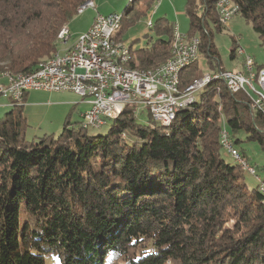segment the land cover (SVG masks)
<instances>
[{"label":"trees","instance_id":"obj_1","mask_svg":"<svg viewBox=\"0 0 264 264\" xmlns=\"http://www.w3.org/2000/svg\"><path fill=\"white\" fill-rule=\"evenodd\" d=\"M86 1L0 0V71L32 72L53 57ZM186 1L188 34L224 69L212 40L226 28L218 0ZM232 2L264 46V0ZM158 21L151 47H130L132 68L171 56L175 24ZM197 62L182 87L204 75ZM249 100L213 78L171 124L150 113L141 123L128 103L106 133L66 121L58 136L31 140L24 103L13 107L0 117V264H264V179L249 188L242 164L222 154L223 113L234 143L244 132L264 149V115Z\"/></svg>","mask_w":264,"mask_h":264},{"label":"built area","instance_id":"obj_2","mask_svg":"<svg viewBox=\"0 0 264 264\" xmlns=\"http://www.w3.org/2000/svg\"><path fill=\"white\" fill-rule=\"evenodd\" d=\"M88 7L96 8L94 0L85 8ZM216 7L228 22L235 16L233 12H228L224 0H218ZM94 18L91 26L72 42V51L69 53H59L54 61L38 65L32 72H25L20 77L9 74L7 78H0V98H5L10 105L20 106L26 94L32 90L76 92L83 98L89 97L92 104L88 112L82 115V125L85 127H101L106 118L115 119L118 108L128 103L148 109L153 122H162L168 111L181 109L194 102L196 91L205 81L192 90L177 92L174 79L177 60L200 55V43H193V35L182 33L177 27L180 42L171 63L162 72L136 75L134 71L120 72L119 66L115 64L114 55L124 57L125 51L124 45L116 47L115 44V37L119 36L117 13H98ZM152 25L153 20L150 19L148 26ZM111 28H114L115 35L106 38V30ZM71 36L72 32L68 29L62 38ZM105 51H112V59L103 58ZM238 52L245 56L243 64L246 63L247 71L220 68L207 73V77L223 75L232 82L235 92L247 93L253 110L261 111L264 115V94L258 95L257 91V88L264 87V65H259L240 45ZM224 132L229 154L237 157V146L232 141L228 124ZM245 165L256 175L257 170L253 165L247 161Z\"/></svg>","mask_w":264,"mask_h":264},{"label":"rangeland","instance_id":"obj_3","mask_svg":"<svg viewBox=\"0 0 264 264\" xmlns=\"http://www.w3.org/2000/svg\"><path fill=\"white\" fill-rule=\"evenodd\" d=\"M94 3L96 8H85L82 13L78 12L72 18L73 20H71V23L69 24L70 31L72 32V36L69 39L70 43H72V41L75 40L79 34L85 32V30L91 26L95 19L94 17L98 13L105 15L117 13L121 16L123 14L124 19L122 20L123 23L121 22V29L124 31L121 34V41L126 43L129 47L132 46L134 49H138L140 47H151L155 40L160 37L157 29L148 26L150 19L154 22H157L158 20L162 22L167 19L171 23H174L175 27H178L182 33L188 34L191 31L190 17L186 14V0H162L161 3H156L154 6H150V8L146 6L143 0H94ZM127 7L132 10L126 11L125 9ZM225 22L226 28L222 30L214 29L212 37L217 52L220 53L222 66L231 71H246V63L243 64L245 56L238 52V45L245 48L247 54L253 56L258 64L264 65V46L262 45V40L258 33L254 30L253 25L247 22L242 14H235L229 22ZM69 42L68 44L71 45ZM174 46L175 45L173 43L171 54L174 53ZM66 47H68V45H64L63 42L59 40V50L54 55H58ZM232 50L236 52L235 56H233ZM170 57H172V55ZM169 58L167 60H169ZM208 62L209 59L207 54L201 53L197 62L199 74H204L200 76L201 78L206 76L207 73H212L214 71L210 66H208ZM153 68L145 70L151 71ZM201 90L202 89H198L196 91V98L200 96ZM50 92L54 94L53 97L52 95L50 97L48 94L49 92H47V94L45 92L40 93L34 98V101L36 100L37 103L25 104V106H23V111L28 116L29 126H27L28 128L25 132V137L28 140H31L34 137L36 138L37 136L40 137L49 134L58 136L62 132L66 121L72 123H75L76 121L82 122V115L88 112V109L92 106L89 101V97L83 98L78 93L62 91ZM69 99L71 101V106L61 102L62 100ZM193 103H189L188 105ZM12 108L13 105H10L5 98H0V117H5L6 113H8ZM16 108L18 109L19 107ZM136 109V117L138 121L144 124L150 123L148 109L144 107ZM111 122V119L106 118V122L101 127H90L88 132L91 134L106 133L112 125ZM227 124V119H225V114L223 113L222 128L226 129ZM236 137H239L240 140L237 141L235 145L247 162L253 165L257 170L255 175L250 171H247L242 165L245 170L246 184H248L249 188L256 187L258 183L264 179V149L256 140L247 138V135L244 132L237 133V135H235V138ZM222 154L228 162L236 164V159L229 154L228 149L225 147L222 149Z\"/></svg>","mask_w":264,"mask_h":264},{"label":"bare ground","instance_id":"obj_4","mask_svg":"<svg viewBox=\"0 0 264 264\" xmlns=\"http://www.w3.org/2000/svg\"><path fill=\"white\" fill-rule=\"evenodd\" d=\"M91 0H88L86 1L83 6L79 9V13L80 12H83L84 8L88 6V4L90 3ZM131 1H134V0H131ZM162 0H156L157 3H161ZM224 3H226V6L228 8V12H233V15L237 14L238 12V5L233 3L232 0H224ZM220 13V11H219ZM222 15V13H221ZM117 17H118V23H117V28L120 26L122 20H123V17L121 15H118L117 14ZM223 17V15H222ZM224 18V17H223ZM69 28L66 26V27H63L60 32H59V40L61 42H63L64 45H68V47H66L64 50H62V52H60V54H67L69 53L70 51H72V44L69 45L68 42H69V39L70 38H62L63 34H65V32L68 30ZM114 28H111V29H107L106 30V38H111V37H114ZM174 53L171 54L172 57H175L176 56V52L178 50V43L180 42L179 41V31H178V28L175 27V31H174ZM192 41L193 43H200V40H198V38L196 37H192ZM115 44H116V47H123L124 45V48H125V51H124V57L122 55H114L115 57V64H117L119 66V70L120 72H126V71H134V73L136 75H139V74H148L150 72H162L163 71V68L171 63V58H169V60L165 61V63L153 68V70L151 71H147L145 69H134L131 67L130 65V62H131V59H132V56H131V48L126 44V43H123L122 41H119L115 38ZM59 56L58 55H54L53 57L51 58H48L46 59V61L42 62L41 64L39 65H44L46 64V62H52L54 61L55 58H57ZM200 55H194V57L192 58H184V59H179L177 60V62H175V67H174V79L175 81L177 82L176 84V91L177 92H180V91H188V90H192L193 88L197 87L201 82L205 81L202 85L199 86V89H203L206 84L208 82H210L211 80H213V78H222L225 82V85L227 87V89L230 91V92H235L234 91V86L232 85V82L230 80H228L226 77H224L223 75H219V76H209L207 77L204 76V77H199V78H194L193 79V82L191 84H189L188 86L186 87H182L181 86V75L183 73V71L185 70V68H187L188 66H191L192 64H194L195 62L198 61ZM103 58L104 59H112V51H105L103 52ZM246 66V71H247V65ZM9 74H12L10 73L9 71H5V72H2L0 71V78H7L9 77ZM25 73H20V74H13L14 77H20L22 75H24ZM257 91H258V95L260 94H264V87H259L257 88ZM14 106H17V105H13ZM124 107L122 108H118V111H117V116L120 115L124 110ZM179 110L180 109H173V110H170L168 111L166 117L164 119H161L162 122H158V123H161V124H164V125H168L170 123L173 122V120L177 117V114L179 113ZM116 116V117H117ZM225 129L222 130V135H221V143L222 145L226 148H227V145L225 144ZM233 141V139H232ZM229 151V149H228ZM233 158L236 159L237 162L241 163L243 165V167L246 169V170H249L248 169V166L245 165V159L241 156V152H239V150L237 149V157L234 156V154H231ZM260 189L264 192V182L260 185Z\"/></svg>","mask_w":264,"mask_h":264},{"label":"crops","instance_id":"obj_5","mask_svg":"<svg viewBox=\"0 0 264 264\" xmlns=\"http://www.w3.org/2000/svg\"><path fill=\"white\" fill-rule=\"evenodd\" d=\"M74 41V40H73ZM72 41V42H73ZM70 43V42H69ZM70 44H72V43H70ZM46 93L47 94V92H49L48 94L50 95V97H51V95H52V97L54 96V94L53 93H51L50 91H44V90H32V91H29L27 94H26V96H25V98H24V106H25V104H35V103H37L36 102V100L34 101V98L38 95V94H40V93ZM62 92H71V91H62ZM71 93H73V92H71ZM76 93V92H75ZM59 101V100H58ZM26 102H28V103H26ZM30 102V103H29ZM61 102H63V103H65V104H67L68 106H71V101H70V99L69 100H62ZM42 104V103H41ZM25 114V113H24ZM27 116V115H26ZM27 118H28V116H27Z\"/></svg>","mask_w":264,"mask_h":264}]
</instances>
